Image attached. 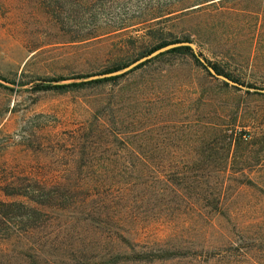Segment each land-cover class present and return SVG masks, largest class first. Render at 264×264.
I'll return each mask as SVG.
<instances>
[{
	"label": "rangeland",
	"instance_id": "obj_1",
	"mask_svg": "<svg viewBox=\"0 0 264 264\" xmlns=\"http://www.w3.org/2000/svg\"><path fill=\"white\" fill-rule=\"evenodd\" d=\"M187 39L264 90V0H0V264H264V93Z\"/></svg>",
	"mask_w": 264,
	"mask_h": 264
},
{
	"label": "trees",
	"instance_id": "obj_2",
	"mask_svg": "<svg viewBox=\"0 0 264 264\" xmlns=\"http://www.w3.org/2000/svg\"><path fill=\"white\" fill-rule=\"evenodd\" d=\"M182 42H186V43H191V41L189 40V39H187V40H185V41H173V42H170V43H164V44H162V45H160L158 48H156L154 51H157V50H159V49H162V48H164V47H166V46H169V45H173V44H178V43H182ZM168 54H189L194 60H195V62L198 64V65H200L204 70H206L207 71V69L199 62V60L196 58V56L193 54V52H192V49L190 48V47H178V48H175V49H172V50H170L169 52H168ZM218 74H220V75H222V76H225V77H227V78H229V79H231V80H233V81H235V82H237L236 80H234L231 76H229V75H227V74H225L223 71H221V69L217 66V65H215V64H212V63H210L208 60H205ZM119 69L117 68V69H114V70H112V72H109V73H113V72H116V71H118ZM119 77H116V78H113V79H111V80H117ZM49 82H55V81H49ZM238 83V82H237ZM79 86V84H73V85H65V86H51V85H49V86H46L45 88L46 89H55V90H65V89H68V88H70V87H78ZM8 206H14V205H12V204H8ZM7 206V207H8ZM2 207H4V208H6V204H3V203H1L0 204V224H2L3 222H7V223H9V220H7V218H6V216L3 214V210H2Z\"/></svg>",
	"mask_w": 264,
	"mask_h": 264
},
{
	"label": "water",
	"instance_id": "obj_3",
	"mask_svg": "<svg viewBox=\"0 0 264 264\" xmlns=\"http://www.w3.org/2000/svg\"><path fill=\"white\" fill-rule=\"evenodd\" d=\"M178 47H190L192 50H195V45L191 44V43H186V42H182V43H178V44H174V45H170L167 46L165 48H162L161 50L157 51L154 55H157L159 53L165 52V51H169L171 49L174 48H178ZM196 58L199 60V62L207 69V71L216 79L225 82L226 84H229L233 87L239 88L241 90H247V91H253V92H260V93H264V90H259V89H251L249 87H246L242 84H239L225 76H222L220 74H218L204 59H202L198 54L195 53ZM127 70H124L123 72H125ZM122 72V73H123ZM121 74L120 72H116L112 75H118Z\"/></svg>",
	"mask_w": 264,
	"mask_h": 264
}]
</instances>
